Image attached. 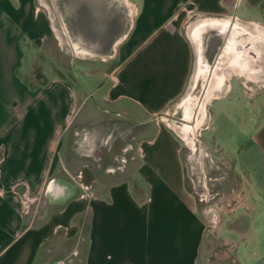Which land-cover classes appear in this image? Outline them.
<instances>
[{
    "label": "crops",
    "instance_id": "crops-1",
    "mask_svg": "<svg viewBox=\"0 0 264 264\" xmlns=\"http://www.w3.org/2000/svg\"><path fill=\"white\" fill-rule=\"evenodd\" d=\"M51 5L69 46L77 50L73 58L88 56L81 64L91 69L85 76L90 100H102L109 114L135 130L138 158L124 165L125 179L103 190L89 163L74 174L83 191L71 183L73 174L64 180L55 176L63 138L79 106L75 87L58 78L35 89L25 84L19 75L23 65L47 41L57 40L55 24L41 0H0V264H45V246L61 231L72 239L79 231L73 220L87 211L80 264H202L205 224L185 184L181 144L155 123L190 79L191 92L200 70L206 85L200 98L186 105L187 116L210 92L206 107L213 99V138L233 123L238 133L231 140L246 139L234 167L248 188L249 238L235 245L234 261L264 264V92L251 96L242 83L235 91L231 85L233 75H252L260 63L264 0H62ZM185 12L193 14L191 20ZM209 29L225 35L212 66L203 44ZM104 57L115 62L100 78L104 71L98 61ZM184 129L180 134L187 138ZM39 198L44 213H33L25 223L26 203ZM55 201L60 202L56 207Z\"/></svg>",
    "mask_w": 264,
    "mask_h": 264
},
{
    "label": "rangeland",
    "instance_id": "rangeland-1",
    "mask_svg": "<svg viewBox=\"0 0 264 264\" xmlns=\"http://www.w3.org/2000/svg\"><path fill=\"white\" fill-rule=\"evenodd\" d=\"M59 1L62 0H41L46 7L44 11L54 21L57 40L53 38L47 41L44 50L37 53L32 61H29L27 57L19 75L36 87L53 78L65 79L74 85L79 106L76 119L63 138V147L55 176L64 180L65 175L73 174L71 183L74 188L83 191L81 183H79V174L77 177L75 175L83 163H89L93 166L92 169L95 173H99L100 186L103 190L112 182L127 177L125 173L127 168L124 171L121 170L122 172L118 169L123 149L126 148L123 145L129 143L127 145L135 151L138 138L134 137L135 130L130 125L120 117L107 112V106L102 100H90L87 91L89 81L85 79V76L89 74L88 71L91 69L82 65V62L87 63L89 59L83 53L73 58L77 50L71 49V44L66 39L64 25L61 26V18L59 19L60 16L55 15L51 5V2L56 4ZM127 12L128 10L125 13L127 14ZM185 17L191 20L193 14L185 12ZM258 30L263 32L260 28ZM224 36V34H219L217 29L206 30L203 34L205 52L209 55L205 59L208 65L212 66L216 61V55L219 53ZM257 47L261 59L255 69L256 72L244 77L233 75L231 85L234 91L239 82L246 86L245 92L251 96L264 92V36H259ZM24 50L28 54V49L24 48ZM102 59L104 61H98L100 64L98 68H100L99 71L104 72L97 75L103 76L100 78H105L103 73L112 70L115 61L113 57ZM90 61L96 60L90 59ZM261 71L262 73H260ZM107 82L109 81L105 80L103 83L104 87L107 86ZM190 84L191 79L184 94L169 105L163 114L155 119V123L167 128L181 144L185 184L195 197L205 224V239L200 256L201 263L236 264L234 261L235 245L247 237L249 238L247 233L250 220L248 188L243 184L234 167L237 149L245 144L246 139L241 137L236 138L235 141L231 140L230 136H234L233 133H238L233 123L225 125L228 129H219L218 136L213 138V130L209 126V107L213 99L207 104L204 121L194 132L192 125L198 122V117L195 114L198 103L193 106L194 114L190 118L191 124L186 122V117H188L186 105L190 104V101L192 103L196 98H200L206 82L200 81L192 92L189 91ZM223 89L224 87L220 93ZM220 93L217 92L216 96ZM188 94H190L189 101L184 104L183 100ZM99 96L101 95L96 94L95 97ZM246 125L249 128L247 121ZM183 128H186L184 130L187 138L180 134V130ZM134 151L131 155L126 156L127 160L132 162L127 167L134 165L137 161L138 156ZM199 198H202L203 201L200 202ZM42 204L43 199L40 198L32 204L26 203V212L28 213L25 216V223L32 219L33 213L41 210L44 213L43 210L46 207H42ZM57 204L60 202L55 201L52 205L56 207ZM75 225L79 226V231L72 239H66L64 232L61 231L56 238L45 246L43 249L45 250L44 259L42 260L45 264H80L81 255L86 246L87 221L79 218Z\"/></svg>",
    "mask_w": 264,
    "mask_h": 264
},
{
    "label": "bare ground",
    "instance_id": "bare-ground-1",
    "mask_svg": "<svg viewBox=\"0 0 264 264\" xmlns=\"http://www.w3.org/2000/svg\"><path fill=\"white\" fill-rule=\"evenodd\" d=\"M251 47V46H250ZM234 50H236V48H232L230 51H229V53L230 52H234ZM205 77H206V75H205V73H204V70H203V73H202V71L200 70L199 71V73H198V77H196V79H195V83L193 84V86H192V89H191V92L197 87V85L199 84V82L200 81H202V79H205ZM216 78V77H215ZM210 92H208L207 93V95H206V97H205V99H204V101H203V103L202 104H200V106L197 108V111L195 112V114L197 115V117H198V122H197V125L196 126H192L193 127V130L195 131L196 130V128H198L200 125H201V123L204 121V119H205V107H206V103H207V101L209 100V98H210ZM191 102V101H190ZM188 117L186 118L187 119V123L188 124H191L190 123V118H191V115H193L194 114V109H193V106H192V108L190 109V110H188Z\"/></svg>",
    "mask_w": 264,
    "mask_h": 264
},
{
    "label": "built area",
    "instance_id": "built-area-1",
    "mask_svg": "<svg viewBox=\"0 0 264 264\" xmlns=\"http://www.w3.org/2000/svg\"><path fill=\"white\" fill-rule=\"evenodd\" d=\"M132 152H133V149H132V147H130V146H127V147L123 150V152H122V157H121L120 160H119L118 169L122 170V169L124 168V165L128 162L126 156H128V154L131 155ZM129 159H131V158H129ZM86 189H88V187H87ZM199 201L202 202L203 199H202V198H199ZM28 203L32 204V203H34V202H28ZM26 210H27V205H26Z\"/></svg>",
    "mask_w": 264,
    "mask_h": 264
},
{
    "label": "trees",
    "instance_id": "trees-1",
    "mask_svg": "<svg viewBox=\"0 0 264 264\" xmlns=\"http://www.w3.org/2000/svg\"><path fill=\"white\" fill-rule=\"evenodd\" d=\"M24 80V79H23ZM24 82L31 88V89H35L36 88V86H32L28 81H26V80H24ZM81 219V220H83V219H85L86 221H87V224H88V221H89V219H90V212L89 211H87V212H84V213H82V214H79L77 217H75V219L73 220V223H75V222H77V220L78 219ZM79 227V226H78ZM81 264H83V263H81Z\"/></svg>",
    "mask_w": 264,
    "mask_h": 264
}]
</instances>
